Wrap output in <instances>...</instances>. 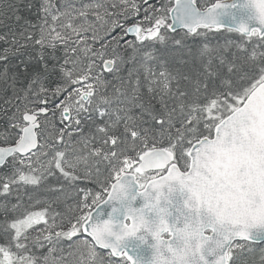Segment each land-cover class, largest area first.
Masks as SVG:
<instances>
[{"label":"snow or ice","instance_id":"snow-or-ice-1","mask_svg":"<svg viewBox=\"0 0 264 264\" xmlns=\"http://www.w3.org/2000/svg\"><path fill=\"white\" fill-rule=\"evenodd\" d=\"M0 264H264V0H0Z\"/></svg>","mask_w":264,"mask_h":264}]
</instances>
